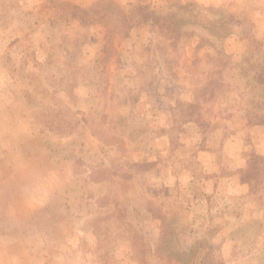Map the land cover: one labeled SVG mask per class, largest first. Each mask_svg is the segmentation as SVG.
I'll use <instances>...</instances> for the list:
<instances>
[{"label": "rangeland", "instance_id": "1", "mask_svg": "<svg viewBox=\"0 0 264 264\" xmlns=\"http://www.w3.org/2000/svg\"><path fill=\"white\" fill-rule=\"evenodd\" d=\"M259 75L264 0H0V264H264Z\"/></svg>", "mask_w": 264, "mask_h": 264}, {"label": "trees", "instance_id": "2", "mask_svg": "<svg viewBox=\"0 0 264 264\" xmlns=\"http://www.w3.org/2000/svg\"><path fill=\"white\" fill-rule=\"evenodd\" d=\"M121 14V18L123 19L124 22L128 21L129 17L120 13ZM147 18V16H145ZM145 17L143 19H145ZM154 21L157 23V20L154 19ZM263 78V80H259V85L260 86H264V76L263 75H259L258 77ZM264 88V87H263ZM257 164H263L264 165V157L261 156H256L254 155L253 158L249 161V165L247 168V171L245 174H247V177L245 179V182L251 183L250 181H253L254 179L257 178V175L259 173L260 170H264V167L262 169H258L257 167H255Z\"/></svg>", "mask_w": 264, "mask_h": 264}]
</instances>
